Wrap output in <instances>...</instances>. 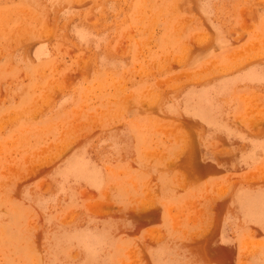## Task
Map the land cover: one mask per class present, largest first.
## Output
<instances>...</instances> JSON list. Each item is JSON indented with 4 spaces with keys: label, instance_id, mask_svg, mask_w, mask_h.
<instances>
[{
    "label": "rangeland",
    "instance_id": "1",
    "mask_svg": "<svg viewBox=\"0 0 264 264\" xmlns=\"http://www.w3.org/2000/svg\"><path fill=\"white\" fill-rule=\"evenodd\" d=\"M203 214L264 264V0H0V264H159Z\"/></svg>",
    "mask_w": 264,
    "mask_h": 264
},
{
    "label": "crops",
    "instance_id": "2",
    "mask_svg": "<svg viewBox=\"0 0 264 264\" xmlns=\"http://www.w3.org/2000/svg\"><path fill=\"white\" fill-rule=\"evenodd\" d=\"M116 161V170L117 172L120 174H122L123 176H131V177H134L138 183H137V186H133V189L137 192V195H140V190L142 191L141 195L143 194H147L149 196H156L157 193H158V188L154 187L153 188V193H151L150 189H146L143 184H144V179L146 177V165H145V159H114ZM197 160H202L204 163H206L207 165L210 164L211 165H215L213 167H216V166H219V164L223 163L222 161H219V159L216 160V164H212V163H208L205 159H197ZM185 159L182 161V164L184 163ZM127 163H129V167L126 165ZM134 163H138V169H135V167H133V164ZM259 163H262V162H259ZM119 169H123L124 171L123 172H119ZM220 169V168H219ZM219 169H215V171H213L211 174H215L219 171ZM184 174H187L188 175V182L190 180H194V179H205V177L209 180L208 182H210L209 184L213 185L214 189H215V192L218 191L219 187H221L220 185L222 184L223 181H226V178H225V175H217V176H214V177H211V174L209 173H206V170L205 168H203V173H198L197 175H194L193 177L189 176L188 173H184ZM186 175V176H187ZM148 176V175H147ZM185 176V175H184ZM185 176V177H186ZM183 177V178H185ZM144 178V179H143ZM148 178H150V175L148 176ZM172 178H174L172 176ZM177 182V181H176ZM187 182V185L189 184ZM221 183V184H220ZM176 184V183H175ZM174 184V185H175ZM192 183H190L191 185ZM127 185V184H126ZM187 185H184V184H179L177 186H173L171 188L172 192L174 193L176 189H173L174 187H180V188H186ZM128 186H122L121 188V194L122 196L124 195H128V192H129V188H127ZM213 189V190H214ZM154 192L156 195H154ZM168 195H172L171 193H167ZM187 194H190V193H187ZM200 199V200H199ZM195 200V199H194ZM199 200H205L206 203H207V208L205 209V211H207V214H209V212H213V209L215 206H218L220 205L219 202H222L223 204L226 205V203L229 201L225 200L224 198H219V195H213V196H209V195H201V197H197L196 201ZM198 201V202H199ZM231 202H229V204L226 205V208H228V211H231V213L233 214H236L237 213V207H234V209H232V206H231ZM125 206H127V204H125ZM236 206V205H235ZM204 211V212H205ZM193 216L195 215V217H200L202 215H197L196 212H192ZM203 218H204V221H205V218H208L207 216H205L203 214ZM239 219L241 218L239 215H238ZM214 219V215L212 217ZM210 221V222H206L205 221V226L202 227V228H198L196 230H192V235L190 236V242H195L197 239H200V240H204V243L199 246L196 250H185V247H184V244L183 243H171L170 246L171 248H175L177 249L176 251V254L174 252L173 256L172 257H167L166 259H169L167 261H163L161 262L163 259H161V261L159 262V264H217L215 262H217V256L219 254L218 252V249H216V251H214V253H211V251L209 250V246L211 244V242H213V245L215 246V239H212V236H211V223H214V221ZM242 225V222H240L237 226V229ZM149 234L148 236H150L151 238H154L158 235L157 233V230L155 229L154 231H149ZM222 250L223 253H225V251L227 253H233L235 254V250L233 247H221L220 248ZM224 250V251H223ZM182 251H185V256L183 257L182 256ZM155 260V258H154ZM183 260H186L185 263H183ZM214 262V263H213Z\"/></svg>",
    "mask_w": 264,
    "mask_h": 264
}]
</instances>
